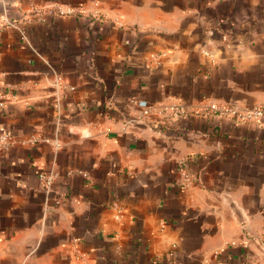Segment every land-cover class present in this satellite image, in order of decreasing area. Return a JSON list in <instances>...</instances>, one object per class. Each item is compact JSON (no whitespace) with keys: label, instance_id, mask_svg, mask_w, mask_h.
<instances>
[{"label":"crops","instance_id":"obj_1","mask_svg":"<svg viewBox=\"0 0 264 264\" xmlns=\"http://www.w3.org/2000/svg\"><path fill=\"white\" fill-rule=\"evenodd\" d=\"M0 96V264H264V0H0Z\"/></svg>","mask_w":264,"mask_h":264},{"label":"built area","instance_id":"obj_2","mask_svg":"<svg viewBox=\"0 0 264 264\" xmlns=\"http://www.w3.org/2000/svg\"><path fill=\"white\" fill-rule=\"evenodd\" d=\"M73 9L59 10V13H71ZM6 23L12 25L11 22H8L5 19ZM20 37L25 42L28 41V35L25 30H19ZM59 82L57 81L56 84ZM74 87L70 86V89ZM136 104L140 107V114L142 117H149L154 114L162 113L163 110L155 106L154 104H150L145 100L136 101ZM5 100L0 96V110L6 108ZM209 110L212 112H217L220 115L230 116L235 123H253L260 122L264 117V103L254 106L252 108H242L235 104H221L218 105L216 103H211L209 106ZM169 109L168 117L172 118L174 121L178 120V117L185 114L187 112L185 106L183 105H173ZM168 111V110H166ZM133 119H129L128 122H131ZM45 142H50L54 149L57 151L61 145L59 130H56V133L52 139L43 138ZM39 141V138L36 136H31L26 139H23L21 142L24 144H35ZM15 142L14 137L8 133H3L0 135V155L3 154L13 143ZM179 181L182 189H187L192 185H196L197 174L192 170L190 164L187 161H184L180 164L178 168ZM57 177V172L54 170L43 171L40 173V178L44 181L45 191L49 195L52 189V185ZM44 205L46 208L49 206V197H46L44 201Z\"/></svg>","mask_w":264,"mask_h":264}]
</instances>
